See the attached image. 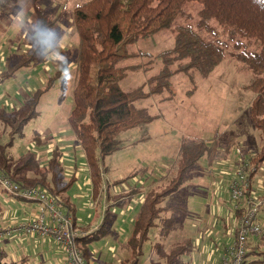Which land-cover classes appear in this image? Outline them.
Returning a JSON list of instances; mask_svg holds the SVG:
<instances>
[{
	"label": "trees",
	"instance_id": "obj_1",
	"mask_svg": "<svg viewBox=\"0 0 264 264\" xmlns=\"http://www.w3.org/2000/svg\"><path fill=\"white\" fill-rule=\"evenodd\" d=\"M193 3L199 4L197 18L193 22L179 21L180 18L189 16L188 9ZM34 13L38 41L30 45L25 43L26 50L17 53V57H11L14 51L10 52L7 66L0 72V82L35 62L46 63L53 58L54 53L59 52L56 51L58 43H52L48 37L49 29L57 24L58 15L47 12L39 5L34 8ZM213 20L223 31L233 36L235 49L228 50L231 47L230 41L217 36ZM72 23L79 39L76 54L77 77L67 120L72 133H67L74 137L75 142L67 151L75 158L76 163L79 151L82 150L87 167L85 171L90 176L92 191L96 196L104 188L107 194L110 192L112 184L103 183L106 171L104 162L107 155L119 149L120 133L153 118L148 107L137 102L149 96L172 100L176 94L173 76L180 72L190 80L191 85L186 93L192 95L197 88L196 77H208L227 55L252 72L253 76L245 86L255 92L250 115L254 125L260 130L263 143L259 151L252 153L251 158L256 166L264 164V0H85L73 8ZM164 28L174 30L173 45L156 53L140 48L131 49V45L138 40L148 38ZM206 32L213 33L215 37L209 39ZM60 54L56 55L64 56L65 61V55ZM136 58L142 60L122 64L125 60ZM66 63L67 60L60 65L53 63L47 70L49 72H46L45 84L30 90L18 107L12 106V110L7 111V106H0V122L10 127V138L7 144H3L4 148L13 145L14 136L22 134L25 125L38 115L37 106L41 94L62 75ZM94 65L97 67L96 79L91 81L90 73ZM154 66L157 71L148 76L144 84L130 89L122 87L121 80L129 71H149ZM230 138L231 134L217 141L183 137L174 175L161 188L152 187L146 192L143 201L136 208L125 241L118 235L117 227H108L107 214L97 228L78 237V244L86 259L91 260V244L111 231L118 237L116 240L119 239L120 245L130 253L127 264H140L143 245L149 238L151 228L160 226V232L166 234L176 221L174 214H166L168 206L162 205L165 196L180 187L187 170L197 165L203 156L212 159L220 155L221 142H225L224 146L228 150L233 143L229 142ZM33 140L38 146L42 144V148L49 143V139L43 136L40 138V132L35 134ZM63 152L59 143L51 152L45 151L40 157L35 152L28 151L18 157L11 172V162L8 157L3 156L0 169L23 185L44 186L58 198L66 212L75 218L77 205L71 191L79 175L75 172L66 177L68 164L62 158ZM226 154L227 151L222 155ZM138 173L144 172L142 169H135L113 184H119ZM140 191L141 187L137 186L123 194L129 198V194ZM263 235L261 239L264 242ZM156 248L158 257L150 259L148 264H184L191 252L192 241L182 237L173 241L169 249L160 242L156 244ZM249 255L256 256L251 259V264L264 263V248L249 250L246 259ZM0 264L17 263L2 260L0 253Z\"/></svg>",
	"mask_w": 264,
	"mask_h": 264
},
{
	"label": "rangeland",
	"instance_id": "obj_2",
	"mask_svg": "<svg viewBox=\"0 0 264 264\" xmlns=\"http://www.w3.org/2000/svg\"><path fill=\"white\" fill-rule=\"evenodd\" d=\"M83 1L85 0H0V72L7 66L10 52L14 51L16 53H13L11 57H17L22 50H26L27 46L25 43L30 45V43L38 41L35 27L36 15L34 13V8L37 5L43 7L47 12L58 15L57 24L49 29L48 37L52 43H60L56 48V51L59 52L53 55L63 53L62 55H65L67 60L62 69V75H59L49 88L41 94L37 106L38 115L25 125L22 134L14 136V144L5 148L3 144H7L10 138V127L0 122V156H6L12 161L10 163V172L15 168L18 157L21 154L33 151L40 157L45 153V151H41L42 144L38 146L33 140L37 132H40L49 141H52L54 134H56L54 139L58 134L68 137V149L75 142L74 137L68 134L72 132L67 120L72 108V93L76 83L77 68L69 64V62L73 60L76 64L79 39L76 30L73 29L72 11L78 3ZM198 7L199 4L193 3L188 9L189 16L182 17L179 21L188 20L193 22L197 18ZM212 23L216 26L217 36L230 41L229 45L231 47L228 50L235 49L233 46L234 42L232 41L234 40L233 36L223 31L222 27L215 20ZM173 33L174 30L164 28L148 38L138 40L137 43L131 45V49L140 48L156 53L163 48L173 45ZM205 35L209 39L215 37L211 32H206ZM254 47L252 46V48ZM140 60L142 58L128 59L123 61L122 64ZM50 61L51 59L48 62ZM56 63L60 65L59 62ZM45 65L39 61L35 62L30 66L19 69L12 77L1 81L0 106L5 105L7 106L6 110L11 111L12 106L16 108L21 104L24 98L29 95L30 90L42 87L46 81V72H49L47 71L49 69H45ZM96 69L97 67L94 65L90 73L91 81H95L96 79ZM156 71V66L150 68L149 71L142 69L131 70L121 80L122 87L130 89L144 84L148 76ZM252 76L250 69L230 55H227L208 77H196L197 88L192 95L186 93L191 85L190 80L184 73L180 72L173 76L176 94L172 100H161L159 96H149L139 100L137 103L147 106L153 118L149 122L120 133L121 145L119 149L105 158L104 165L106 171L103 176L105 184L124 178L135 169H142L143 174L138 173L136 177L129 178L126 181L130 184L133 183L132 180H135V184L137 183V186L141 187L140 192L143 194H146L152 187L161 188L175 173L180 143L183 137H189L190 139H216L217 141L226 137L227 134H231L229 142L233 143L230 147L236 145L227 158V160L232 161L231 163H235L233 160L241 159L243 154L241 155L238 150L241 147L242 151H259L263 140L260 130L254 125L250 115V105L255 92L245 86ZM224 144L225 142H221L220 148H223ZM30 145L31 147L26 149ZM10 151H12V157L10 156ZM79 152L76 163L74 157L73 161L65 160L75 170H81L84 167L82 150ZM219 152L223 154L224 151L219 150ZM249 154L252 155L251 153ZM216 160L214 157L211 159L203 156L197 165L187 170L180 187L165 196L162 205L168 206L169 210L166 211V214H174L176 221L172 229L166 234L160 232V226L151 228L149 238L143 245L140 264H148L150 259L158 257L156 248L158 242L162 243L166 249H169L173 241L181 239L184 235L190 233L186 229V213L199 216L203 211H206L207 214L208 211L216 209L219 199H221V203H223L222 207L226 211L224 217L225 219L229 218L230 210H234L228 194L225 192L229 176L224 174L223 180L219 181L217 174H215L216 172L211 169ZM259 170L264 172L263 163ZM83 173L85 171H78V181L83 176L86 178V175H88H83ZM257 190L259 192L257 195L264 194L262 193L263 188H258ZM81 192L85 194L83 195ZM103 192L101 194L102 197L100 196L96 201L97 203L99 202V206H97L94 204L95 200L93 199L92 204H89L92 197L90 193L92 191L82 181L74 185L71 191L77 205V213L79 211L90 212L89 209H91V212H94V208L96 207L97 209V215L88 226L90 230L97 228L106 214L105 209H102V206H105V188ZM5 199L8 200V203L3 202L4 209L11 211L12 214H15L19 218L11 224L22 222L31 215L33 206L29 205L28 200L13 197L0 187V201ZM263 199L260 196L261 205L264 203ZM78 202L80 203L78 204ZM132 206L133 203L131 204ZM205 206L207 207L204 208ZM261 208L262 206H260L258 215L261 224L264 226V207ZM121 209L124 211L125 207L117 205L108 207L107 219L110 229L119 227L121 218L123 217V214H119ZM18 211L21 213L20 215ZM115 215L117 217H114ZM87 216L93 218V215L91 216L89 213H87ZM74 219L78 223L84 221L82 216L77 214ZM230 221L234 223L232 220ZM123 224L128 227L129 223ZM261 235L263 233L259 237ZM227 236V239L222 236L223 243L232 238L231 230ZM114 238L118 237L116 234L108 231L104 238L94 241V244L98 249L102 250L103 256L113 260V264H119L118 258H121L120 262L122 264H127L128 259H130V253L120 245L119 239L115 240ZM106 241H109L111 244L116 243L115 256L111 255L109 249L105 247ZM263 248L264 246L259 247L261 250ZM31 261L33 264H42L39 254L36 259L35 256L34 258L32 257L29 264H32Z\"/></svg>",
	"mask_w": 264,
	"mask_h": 264
},
{
	"label": "crops",
	"instance_id": "obj_3",
	"mask_svg": "<svg viewBox=\"0 0 264 264\" xmlns=\"http://www.w3.org/2000/svg\"><path fill=\"white\" fill-rule=\"evenodd\" d=\"M60 44L59 42H57ZM60 54V53H58ZM59 56V55H55ZM48 62V61H47ZM44 63L45 69H49L50 66L53 63L59 62L60 64L63 62H66V60H61V59H55L54 57L51 58V61L48 63ZM72 66L76 67V64L73 62H69ZM67 132V131H66ZM54 134L52 136V141H49V143H46L44 148H42L41 151H46L47 153L51 152L53 147H50V144L53 143L56 145L57 143L60 144V149L64 150H69L67 148V140L68 137H63L62 134H58L57 137L54 139ZM72 137V136H71ZM40 138H42V134L40 133ZM73 138V137H72ZM71 138V139H72ZM62 141V142H61ZM65 142V143H64ZM37 143V142H36ZM3 144V143H2ZM62 145V146H61ZM46 147V148H45ZM236 145L233 147L228 148L226 150V147L224 146L223 148H219V150H223V153L227 154L224 155H218L215 158L217 159L214 162V165L211 166V169H213L215 174H217V177L219 178V181L223 180L224 174H227L229 176L225 188L226 194H228L229 200V184L231 179L233 178V170L235 166L244 158L245 155L249 153H255L256 150H250V151H242V147L239 148V153L242 155L241 159L239 160H233L235 163H231L232 161L227 160L229 157L231 150L235 148ZM28 149V147L26 148ZM12 151H10V156L12 157ZM3 156H0V161H2ZM12 162L11 160H9ZM85 162V161H84ZM84 166V165H83ZM86 165L83 167L81 170L78 171H85L86 170ZM220 169V171H218ZM87 171L83 173V175H86ZM105 173V172H104ZM88 174V173H87ZM213 174V175H215ZM104 176V174H103ZM137 175L133 176L136 177ZM165 176V175H163ZM263 176V191L264 193V172H262ZM131 177V178H133ZM259 175L254 174L252 179L255 187L258 189L260 185L258 181ZM79 179V178H78ZM76 179V182L78 181ZM117 180V179H116ZM82 181L83 184L87 185L90 190L92 191V184H91V179L89 175H86V178L83 176L78 182ZM115 180L110 181L109 183H113ZM133 183H130L128 181H123L118 184L119 189L117 188L114 190L113 185H110V192H106L105 197H104V203H105V208L102 206V209H105V212L107 214L106 209L108 210L109 206L112 205H117L120 207H125V210L123 211L121 209L119 214H123L121 218V223L119 224V227L116 228L118 231V235L120 236L122 241H125L128 238V232L130 231L133 219H134V213L136 211L137 203H141L143 201V198L145 197V194L142 192L138 193H133L129 194L127 198L126 194H123L124 190L129 191L133 187H137V183L135 184V180H132ZM77 182V183H78ZM141 182V180H140ZM76 183V184H77ZM105 183V182H104ZM252 183V184H253ZM75 184V185H76ZM83 191V190H82ZM103 190L96 196L94 191H92L91 194V199L90 203L92 204V199L95 200L94 204L99 206V202L97 203L96 201L98 198L103 194ZM110 193V194H109ZM81 194H85L84 192H81ZM75 195V194H74ZM77 195V194H76ZM79 195V194H78ZM131 195V196H130ZM73 196V194H72ZM139 196V197H138ZM262 198H264V194H260ZM84 197V196H81ZM102 197V196H101ZM139 199V200H138ZM76 200V198H75ZM264 200V199H263ZM137 201V202H136ZM4 203H8V200H2L0 201V230L4 229L5 226L17 221L19 219L15 214H12L11 211L4 209L5 206L3 205ZM31 202V203H30ZM222 200L219 199V204L217 205L216 209L212 211H208L206 214V211H203L201 215H196V214H188L186 213V226L188 232L190 231L189 234L184 235L183 237L189 238L192 241V249L191 252L189 253V257L187 261L184 264H220L221 262V256L223 251L225 250L226 246L233 240L234 235H235V229L238 223V213L235 210H230L231 212L229 213V218L225 219L224 214H226V211L224 210L223 203H221ZM231 202V200H230ZM80 202H78L79 204ZM107 203V204H106ZM133 203V206L131 207L130 205ZM138 204V205H139ZM232 204V202H231ZM29 205L33 206V209L31 212L36 211L37 208V203L33 201H29ZM262 208L264 207V203H262ZM205 206L204 208H206ZM233 207V205H232ZM261 208V209H262ZM31 209V208H30ZM99 209V207H98ZM234 209V208H233ZM94 212H91V209H89L90 212H80L76 213L77 215H81L84 221L81 222H75L76 220L73 217V221L76 225L77 228L80 230L84 231L85 234L90 232L91 230L88 228L89 224L92 223L94 217L97 215V209L96 207L94 208ZM87 213H89L91 216L93 215V218L88 217ZM18 214L20 215L21 213ZM104 215V217L106 216ZM103 217V218H104ZM114 217H117L115 215ZM230 220H232L234 223H232ZM129 223L128 227H126L125 224L123 223ZM101 224V223H100ZM99 224V225H100ZM109 224V221H108ZM232 225V226H231ZM231 230L232 238H229L226 243H223L222 241V236H224L227 239V234ZM264 234V233H263ZM264 236V235H263ZM262 237V235H261ZM259 235L251 237L250 243H249V250H252L256 247V249H259L260 246H264L263 239H261ZM115 239V238H114ZM226 239H224L226 241ZM116 240V239H115ZM105 247H107L111 253V255L115 256L114 250H116V243H110L109 241L105 242ZM0 253L2 260L4 261H15L17 264H29L30 260L32 257L35 259L37 258V255L39 254L40 260L42 261V264H65L64 263V255L61 249L58 247V245L48 236H40V235H18V236H5L3 240L0 241ZM31 257V258H30ZM255 255H249L247 256L246 263L245 264H251L250 261L252 258H255ZM118 262L121 261V258L117 259ZM95 264H107L109 262L110 264L113 263V260L106 258L103 256L102 250L98 249L94 243L91 244V260ZM32 262V261H31ZM33 264V262H32Z\"/></svg>",
	"mask_w": 264,
	"mask_h": 264
},
{
	"label": "built area",
	"instance_id": "obj_4",
	"mask_svg": "<svg viewBox=\"0 0 264 264\" xmlns=\"http://www.w3.org/2000/svg\"><path fill=\"white\" fill-rule=\"evenodd\" d=\"M53 57L64 60V56ZM31 145L28 146V149ZM54 146L53 143L50 144V147ZM252 155H245L233 170V178L230 181L228 191L233 208L238 213V223L233 240L222 253L220 264H244L251 237L264 233V226L261 224L258 215L262 201L257 195L259 192L252 179L254 174H258L260 184L258 186L262 188L263 176L259 170L262 164L256 166L251 158ZM62 158L74 160L67 151L63 152ZM83 165L85 166L86 163L83 162ZM67 166L66 176H71L77 172L73 167H70L71 165ZM252 172L254 173L252 174ZM111 184L114 190L119 189L118 184ZM0 187L13 197L37 203L36 211L31 212V215L24 221L7 225L0 230V241L6 235L11 237L33 234L48 236L63 252L65 264H95L86 259L78 244V237L84 235L85 232L76 227L72 215L66 212L59 204L58 198L47 188L42 185H23L1 169Z\"/></svg>",
	"mask_w": 264,
	"mask_h": 264
}]
</instances>
